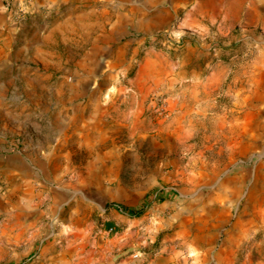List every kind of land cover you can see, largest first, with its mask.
<instances>
[{
	"label": "rangeland",
	"instance_id": "374dc122",
	"mask_svg": "<svg viewBox=\"0 0 264 264\" xmlns=\"http://www.w3.org/2000/svg\"><path fill=\"white\" fill-rule=\"evenodd\" d=\"M0 14L18 76L0 90V264H87L123 235L146 264L154 238L179 230L198 264H264V0H0ZM141 107L160 143H138ZM171 107L219 113L225 128L209 118L182 143L157 122ZM18 117L33 142L3 131ZM27 143H39L38 174L22 198L4 160ZM161 187L180 194L164 213Z\"/></svg>",
	"mask_w": 264,
	"mask_h": 264
},
{
	"label": "crops",
	"instance_id": "0c3cea01",
	"mask_svg": "<svg viewBox=\"0 0 264 264\" xmlns=\"http://www.w3.org/2000/svg\"><path fill=\"white\" fill-rule=\"evenodd\" d=\"M69 1H76V0H36L39 4L44 3H52V4H61ZM77 1H90V0H77ZM2 15L0 14V20ZM17 33L15 34H9L8 38L5 39L4 45L7 46V51L10 52V49L13 48L18 40ZM37 50V44L35 42L31 41L27 43L26 47V54L29 56V59H35L40 60L43 57L36 53ZM39 51V50H38ZM5 54V48H0V90L4 91L8 88V86L13 82L12 80L16 79L18 76H15L12 73L13 68V60L12 58H3L2 55ZM11 55V53H10ZM31 56V57H30ZM177 100L175 99H169L170 106L176 105ZM146 111V108L141 107L136 109L133 112V116L135 117V124L133 125V131L135 134H137V140L138 143L140 141L142 142H148L152 143L154 140L155 143H160L159 138H156L155 135L149 134L147 131H152L154 129V122L152 121L150 117L143 118L144 112ZM251 113L245 115L242 120L239 119V126L243 129V131H246V125H247V117H251ZM152 116V115H150ZM247 116V117H246ZM194 117V118H193ZM219 113H212L211 116H209L208 109L204 108H196V109H190V110H184L180 109L177 112L176 107H171L169 115L165 114L163 117H157V122L160 126H162L164 132L167 133V137H173L176 138V140H179L182 143H188L189 141L193 140L196 136V133L198 130H202L204 128L198 129L199 126H203L205 123V120L217 121L214 125L217 127V129L224 130L225 128V122L226 119L219 118ZM144 124V127L147 129L146 131L140 132L138 130L140 123ZM153 128V129H152ZM12 130H18L19 132L27 135H30L31 142L34 141L33 136L31 135V131L28 129L27 121L22 119L21 117L15 118L12 121L8 120L5 122L3 126V131H12ZM147 132V133H144ZM73 135H70L69 137H72ZM6 137V136H5ZM68 137V138H69ZM231 140L236 139L234 136L230 137ZM239 138V137H237ZM241 138V137H240ZM244 139L241 138L240 143H251L252 139L251 137H248V139H245L246 141H243ZM58 142H60V139H58ZM29 145L30 151H26L23 153H20V156L13 157L8 156L6 157L5 161V168L7 171H9V176L11 178H21L25 180V189L22 193V198L25 196L31 195L30 191V181H32V177H34L36 174H38V168L36 167L35 159H36V149L39 143H27ZM28 150V149H27ZM178 196L180 194H177L173 192L170 189L165 188H159L157 193L155 194V198L158 204H155L153 208L158 210L159 213H164V211L169 207H177L179 205V199ZM29 210L31 205L28 206ZM161 217H159V220ZM139 221H133L130 224L129 231L132 233V235L137 234L136 227L139 225ZM165 226V223H163ZM164 226H161V230ZM152 228V227H149ZM181 230L175 231V235L171 237V241L168 239L155 237L154 243L152 245L159 246L161 249L153 258H151L148 263L146 264H198L197 262L205 259V256L201 255L200 251L194 244H187L185 241H183V237H181ZM128 234V233H127ZM147 244H150L148 240L146 241ZM136 246V242L134 240V237H128L127 235H123L121 237H117L114 241L109 240L107 242V250L109 252L102 258L101 260L94 259L87 262V264H143L144 259H140V257L137 255L136 251L134 250V247ZM120 250V257L118 259L115 258V250ZM192 261H195L192 263Z\"/></svg>",
	"mask_w": 264,
	"mask_h": 264
},
{
	"label": "trees",
	"instance_id": "16d2710c",
	"mask_svg": "<svg viewBox=\"0 0 264 264\" xmlns=\"http://www.w3.org/2000/svg\"><path fill=\"white\" fill-rule=\"evenodd\" d=\"M125 210H127L128 211V209H125ZM129 211H132V210H129ZM134 212V214L135 215H137V214H140L141 213V211H133Z\"/></svg>",
	"mask_w": 264,
	"mask_h": 264
}]
</instances>
